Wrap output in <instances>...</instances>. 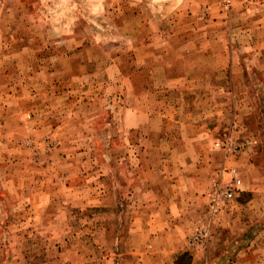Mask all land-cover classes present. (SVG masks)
<instances>
[{"label": "rangeland", "instance_id": "374dc122", "mask_svg": "<svg viewBox=\"0 0 264 264\" xmlns=\"http://www.w3.org/2000/svg\"><path fill=\"white\" fill-rule=\"evenodd\" d=\"M0 264H264V0H0Z\"/></svg>", "mask_w": 264, "mask_h": 264}, {"label": "built area", "instance_id": "2783aa9c", "mask_svg": "<svg viewBox=\"0 0 264 264\" xmlns=\"http://www.w3.org/2000/svg\"><path fill=\"white\" fill-rule=\"evenodd\" d=\"M249 144L250 142L245 141L237 144L235 147H232L231 144H227L224 148L229 156L234 157L244 153ZM217 147H220V145L218 144ZM228 174L231 178L228 181L222 180L220 182H215L209 193L210 202L208 205V215L211 218L209 221L210 223L197 230L192 238V243L194 245L200 243L204 244L210 241L213 218L221 211L229 208L239 196L242 180L238 177L236 170H231Z\"/></svg>", "mask_w": 264, "mask_h": 264}, {"label": "crops", "instance_id": "0c3cea01", "mask_svg": "<svg viewBox=\"0 0 264 264\" xmlns=\"http://www.w3.org/2000/svg\"><path fill=\"white\" fill-rule=\"evenodd\" d=\"M250 144H252V142ZM175 153H177V150H175ZM247 156L248 155H245L244 157H247ZM244 157L241 159V162L246 160V158H244ZM240 193H241V188H240Z\"/></svg>", "mask_w": 264, "mask_h": 264}]
</instances>
